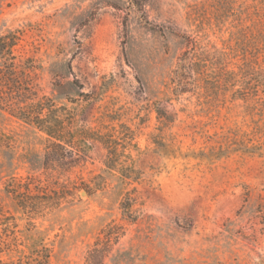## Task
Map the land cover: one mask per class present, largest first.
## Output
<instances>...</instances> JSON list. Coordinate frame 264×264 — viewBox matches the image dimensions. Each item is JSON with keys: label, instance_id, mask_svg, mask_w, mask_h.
Returning <instances> with one entry per match:
<instances>
[{"label": "rangeland", "instance_id": "1", "mask_svg": "<svg viewBox=\"0 0 264 264\" xmlns=\"http://www.w3.org/2000/svg\"><path fill=\"white\" fill-rule=\"evenodd\" d=\"M11 31L82 157L0 105V264H264V0H0Z\"/></svg>", "mask_w": 264, "mask_h": 264}, {"label": "trees", "instance_id": "2", "mask_svg": "<svg viewBox=\"0 0 264 264\" xmlns=\"http://www.w3.org/2000/svg\"><path fill=\"white\" fill-rule=\"evenodd\" d=\"M18 41L16 31L0 36V105L8 108L13 116L32 124L45 134V162L63 157V165H73L75 159L82 157L80 154L82 150L76 145V141L80 139L76 136L77 130L72 127L73 120L67 119L69 111L65 105H58L45 95L40 96L35 85L26 78V73L20 68L18 56L14 52ZM81 95L89 97L91 94L81 93ZM83 138L85 140L83 143L88 146L92 145L91 140H99L103 137L97 135ZM9 146L7 144L4 146L0 142V148H7L6 152H10ZM116 146V141L107 143L109 153L105 160L106 166L110 170L118 168L123 182L137 180L139 176L134 171V167L127 161H119ZM69 157L74 158L65 161V158ZM121 208L125 216L134 218L129 197L121 201ZM111 234L109 238L119 236L118 233ZM48 257L49 255L43 253L36 258L35 263L45 264L48 262Z\"/></svg>", "mask_w": 264, "mask_h": 264}]
</instances>
